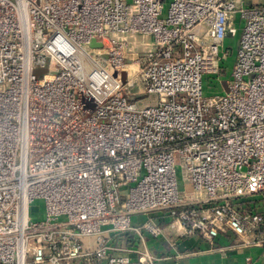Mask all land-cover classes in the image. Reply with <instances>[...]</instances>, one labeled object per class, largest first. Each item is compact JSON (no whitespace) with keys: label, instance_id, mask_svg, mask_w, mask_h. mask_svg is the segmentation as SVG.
<instances>
[{"label":"built area","instance_id":"obj_1","mask_svg":"<svg viewBox=\"0 0 264 264\" xmlns=\"http://www.w3.org/2000/svg\"><path fill=\"white\" fill-rule=\"evenodd\" d=\"M261 193L264 6L0 0V264H154L143 241L163 227L132 216L160 210L258 244L264 215L243 200Z\"/></svg>","mask_w":264,"mask_h":264},{"label":"crops","instance_id":"obj_2","mask_svg":"<svg viewBox=\"0 0 264 264\" xmlns=\"http://www.w3.org/2000/svg\"><path fill=\"white\" fill-rule=\"evenodd\" d=\"M246 6H264V0H240ZM244 206L264 215V193L245 198ZM264 218V216H263ZM147 219L163 227L159 236L145 235L143 245L155 256L154 264H264V241L258 244L241 243L230 232H219L212 240L198 234H186L181 226H171L167 211L138 213L132 216L134 223ZM136 237H125L127 244H134ZM130 258L136 254L128 253Z\"/></svg>","mask_w":264,"mask_h":264},{"label":"rangeland","instance_id":"obj_3","mask_svg":"<svg viewBox=\"0 0 264 264\" xmlns=\"http://www.w3.org/2000/svg\"><path fill=\"white\" fill-rule=\"evenodd\" d=\"M240 33H241V29L238 28V31L234 36L226 35V37L224 38V42H223L222 46L220 47V54H222L226 49H228V51H229V54L226 55L222 60V67L226 68V74L222 75V78L228 79L230 76V70H231L232 64L236 58V51H237V47H238ZM138 39H141V38H138ZM203 92H204V95H211V94H215V93H222L223 90H222V87L219 85L217 79L215 78L213 80L210 79V81L209 80L204 81ZM150 97H152V96H148V97L146 96L141 102L147 103L149 101ZM176 176H177V181H178V189H179V191L182 192L184 185H183L181 170L177 169ZM43 205H44L43 199H34L31 202L30 213L34 219L43 218V208H44Z\"/></svg>","mask_w":264,"mask_h":264},{"label":"water","instance_id":"obj_4","mask_svg":"<svg viewBox=\"0 0 264 264\" xmlns=\"http://www.w3.org/2000/svg\"><path fill=\"white\" fill-rule=\"evenodd\" d=\"M225 91H227V87L225 86Z\"/></svg>","mask_w":264,"mask_h":264}]
</instances>
